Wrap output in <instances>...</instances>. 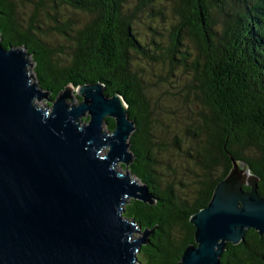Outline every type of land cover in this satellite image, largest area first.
Instances as JSON below:
<instances>
[{"label": "trees", "instance_id": "obj_1", "mask_svg": "<svg viewBox=\"0 0 264 264\" xmlns=\"http://www.w3.org/2000/svg\"><path fill=\"white\" fill-rule=\"evenodd\" d=\"M168 5L181 21L163 47L164 41L155 39L161 37L157 18ZM66 11L84 14L85 22L77 25ZM145 13L156 24L150 27L151 42L137 29ZM50 30L64 43L51 42ZM0 42L27 50L35 82L52 102L68 87L88 84H102L107 96L126 101L135 131L133 160L121 165L122 173L148 186L155 202L132 199L125 207L124 216L149 233L139 264L180 263L195 242L192 215L209 205L234 161L247 164L264 198V0H0ZM140 63L152 72V64L160 63L154 74L158 85L148 83ZM176 72L190 76L189 84L179 83L203 106L199 120L186 128L187 142L175 139L174 149L194 166L184 168L185 180L165 158L170 150L162 133L168 131L157 124L161 133H155L161 107L152 108L148 94L151 86L169 82L177 89ZM106 122L115 129L113 119ZM221 263L264 264V237L247 231L239 245H227Z\"/></svg>", "mask_w": 264, "mask_h": 264}, {"label": "water", "instance_id": "obj_2", "mask_svg": "<svg viewBox=\"0 0 264 264\" xmlns=\"http://www.w3.org/2000/svg\"><path fill=\"white\" fill-rule=\"evenodd\" d=\"M33 66L27 50L0 42V264H139L149 233L125 207L155 202L148 186L118 170L133 160L126 101L88 84L52 102ZM233 164L209 205L192 215L195 242L179 264H222L227 245L247 231L264 237L259 179L246 163Z\"/></svg>", "mask_w": 264, "mask_h": 264}, {"label": "rangeland", "instance_id": "obj_3", "mask_svg": "<svg viewBox=\"0 0 264 264\" xmlns=\"http://www.w3.org/2000/svg\"><path fill=\"white\" fill-rule=\"evenodd\" d=\"M135 3L132 4L134 6ZM63 15L65 14V11L61 12ZM66 13L73 17V19L76 21L77 25L83 24L85 22V15L81 13H73L71 11H66ZM163 17L159 20L160 25L158 26V31L161 33V37L157 36L155 39L157 41H164L162 44L163 47L167 46L168 40L171 38L172 34L175 33L171 27L175 25L176 22L181 21L180 18L173 13L172 8L170 5L167 6V8L164 10ZM63 17V16H62ZM137 29L140 31L143 40H146L147 42H151V39L153 38L150 30V27H155L156 24H154L153 19L149 18L148 15L141 14L140 19L137 21ZM53 25V24H52ZM49 29V28H48ZM51 31V30H50ZM173 32V33H172ZM54 34V35H53ZM53 31H51L50 41L53 43H64V39L61 35H55ZM68 46V43L65 42ZM59 46V45H58ZM66 46V47H67ZM143 67L147 70V76L146 79L150 85H158V79L155 78L154 74H158L160 72V63L152 64L153 66H156L154 68V72H152L151 67L146 66L145 64L140 63ZM34 67V66H33ZM165 71V69H164ZM162 75H164V72H162ZM176 75L179 77L177 78V84L182 79L183 86L189 84L187 77L190 78L189 75H181L180 72H176ZM175 80V79H173ZM175 85V84H173ZM149 97L151 101L153 102L152 108H156L154 105H159L161 109H157L155 112V118L157 116H160L161 123L156 122L155 123V133L159 134L161 133L159 131V128L157 124L164 125L165 129L167 128L168 133H162L163 137V143L165 146H169L168 149L170 150L168 156L166 155L165 158L168 160L170 159L171 164L170 166L174 167L177 171L176 177L181 180H185L186 176L183 174H188L187 170L194 169L192 161L189 159V157L185 154V152H181L177 149H174L175 146V139L180 142V144H185L188 139H185L187 137L185 135L186 128L194 125L196 121L199 120V113L202 110V105L195 101V94H189L188 91H185L182 87V85L179 83V87L177 89H174V87L169 83L167 84H161L158 87H152L149 91ZM183 95V96H181ZM71 96L73 100L69 102V104L79 105L81 103V98L77 94V92L72 91ZM38 104L40 106H45L46 104L44 101H38ZM160 114V115H159ZM177 137V138H176ZM188 138V137H187ZM186 149V150H185ZM184 151H188V148L185 146ZM173 153V156L171 155ZM122 164L118 165V170L122 171L123 168L121 167ZM172 167V168H173ZM173 168V169H174ZM187 169L186 171L184 170ZM164 172L166 170L163 169ZM131 176V175H129ZM135 180V178H134ZM139 185H142L139 181H137ZM142 236V234H135V238Z\"/></svg>", "mask_w": 264, "mask_h": 264}, {"label": "clouds", "instance_id": "obj_4", "mask_svg": "<svg viewBox=\"0 0 264 264\" xmlns=\"http://www.w3.org/2000/svg\"><path fill=\"white\" fill-rule=\"evenodd\" d=\"M46 107V105L45 106H43V108H45ZM122 172V171H121ZM123 176H126V174H124V173H121ZM129 176V175H128ZM132 177V176H131ZM137 180V179H136ZM138 181V180H137Z\"/></svg>", "mask_w": 264, "mask_h": 264}]
</instances>
